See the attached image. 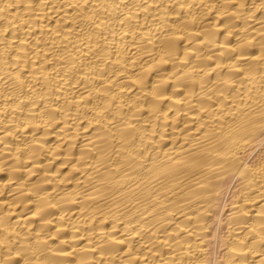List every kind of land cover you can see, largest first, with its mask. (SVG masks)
<instances>
[{
	"label": "bare ground",
	"instance_id": "bare-ground-1",
	"mask_svg": "<svg viewBox=\"0 0 264 264\" xmlns=\"http://www.w3.org/2000/svg\"><path fill=\"white\" fill-rule=\"evenodd\" d=\"M0 264H264V0H0Z\"/></svg>",
	"mask_w": 264,
	"mask_h": 264
}]
</instances>
